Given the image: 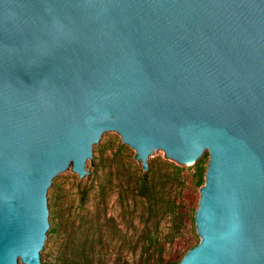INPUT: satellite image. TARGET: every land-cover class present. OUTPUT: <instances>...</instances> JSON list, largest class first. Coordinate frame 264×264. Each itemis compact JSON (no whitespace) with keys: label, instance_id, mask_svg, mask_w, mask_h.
<instances>
[{"label":"water","instance_id":"1","mask_svg":"<svg viewBox=\"0 0 264 264\" xmlns=\"http://www.w3.org/2000/svg\"><path fill=\"white\" fill-rule=\"evenodd\" d=\"M110 137L210 156L180 264H264V0H0V264H48L51 194Z\"/></svg>","mask_w":264,"mask_h":264},{"label":"rangeland","instance_id":"2","mask_svg":"<svg viewBox=\"0 0 264 264\" xmlns=\"http://www.w3.org/2000/svg\"><path fill=\"white\" fill-rule=\"evenodd\" d=\"M97 153L99 158L97 171L100 180L98 189L99 192H103L102 197L99 192L90 194L86 205L90 211L88 217L94 218L98 203L103 202L106 209L101 211V215L106 213V219L111 216L119 217L118 221L122 224L120 229L124 233L128 232L131 240L123 252L117 249L116 244H112L111 247L107 246L105 242L101 246L96 245L94 253L101 251L103 258L99 261L96 254L94 264H180L184 256L201 241L195 216L199 207L201 189L205 185L199 186L196 183L195 173L198 166L187 168L176 163L166 154H158L153 159L158 175L164 179L169 174L172 178L165 193L175 204L172 210L165 213L164 219L156 229L157 238L154 244L149 250H146L145 236L150 230L155 232L154 221L156 220L150 219L147 222L149 217L143 201L140 199L133 201L132 196L127 197L124 191L127 170L130 169L134 173L140 174L144 172L143 164L137 159L135 151L112 137L102 148H97ZM114 155H117L121 161L111 166L110 159ZM209 161L210 156L200 166L205 172L208 169ZM95 171V166L91 164L89 180L79 177L73 171L51 194L53 213L59 209L58 197L67 196L75 203L80 202L79 181L84 179L90 184L94 179ZM127 204H129L128 210L131 215L125 220L123 216ZM105 224V218L101 216L99 226H93V230L96 231L92 234L95 243H99V232L96 229L104 228ZM78 238L79 241L76 242L78 246L75 248L76 262L69 264H77V262L83 264L80 252L85 249L86 241L82 232L78 233ZM86 250H88V246H86ZM60 253V242L57 233H55L48 264H63Z\"/></svg>","mask_w":264,"mask_h":264},{"label":"trees","instance_id":"3","mask_svg":"<svg viewBox=\"0 0 264 264\" xmlns=\"http://www.w3.org/2000/svg\"><path fill=\"white\" fill-rule=\"evenodd\" d=\"M121 160L114 155L111 159V166L113 164H117ZM93 166H95V174L94 179L89 184L84 179L79 181V194L81 195L80 202L75 203L73 199H68L67 196L61 198L58 197V205L59 209L55 211L50 219L52 221L50 225V232L57 233L58 241L60 242L61 249V258L63 264H69L70 262H76L77 253L75 252V248L78 246L76 242L79 241L78 233L82 232L85 236V249L80 252V257L82 258L83 264H94L95 255L97 254L98 260L101 261L103 256L101 255V251L95 252L96 245H103V242L106 243L107 246L111 247L112 244L117 245V249L121 252L129 245L130 238L128 236V232L124 233L122 229H120V225H122L119 221V217L111 216L106 219V213L101 215V211L106 209L104 207L103 202L98 203L96 209V216L94 218H89L88 214L90 211L87 208V202L90 194L93 192H99V175H98V161L97 157L93 155L92 158ZM207 172V170H206ZM206 172L203 167L198 166L195 178L196 183L199 186L205 185ZM176 180V179H174ZM172 178L167 175L166 178H162L158 175L156 167L153 162H149L148 171H144L140 174L134 173L130 169L127 170L125 174V194L128 197L132 196V200L136 201L140 199L143 201L146 206V212L148 213L149 220L155 219V232L151 230L145 236V245L147 246L146 250L154 244L157 236L156 229L160 225L161 221L164 219L165 213L174 208V202L167 197L166 190L168 185L171 183ZM102 192H99V195L102 197ZM57 199V197H55ZM127 203V202H126ZM126 209L124 211L123 219H127L128 216L131 215L129 212V204H127ZM101 216L105 218L106 224L104 228L99 227L98 229V242L95 243V238L92 236L94 231V225L99 226V222ZM111 226V227H109ZM93 237V238H91ZM86 246H88V250H86ZM79 262H77L78 264Z\"/></svg>","mask_w":264,"mask_h":264}]
</instances>
